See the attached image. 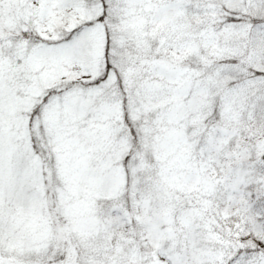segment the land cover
<instances>
[{"label":"snow or ice","instance_id":"obj_1","mask_svg":"<svg viewBox=\"0 0 264 264\" xmlns=\"http://www.w3.org/2000/svg\"><path fill=\"white\" fill-rule=\"evenodd\" d=\"M0 264H264V0H0Z\"/></svg>","mask_w":264,"mask_h":264}]
</instances>
